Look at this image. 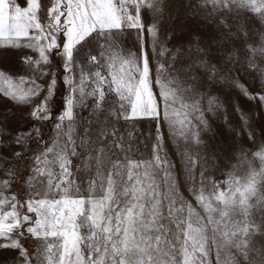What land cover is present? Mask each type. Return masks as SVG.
I'll return each mask as SVG.
<instances>
[{"label":"snow or ice","instance_id":"snow-or-ice-1","mask_svg":"<svg viewBox=\"0 0 264 264\" xmlns=\"http://www.w3.org/2000/svg\"><path fill=\"white\" fill-rule=\"evenodd\" d=\"M0 49V264H264V0H0Z\"/></svg>","mask_w":264,"mask_h":264},{"label":"rangeland","instance_id":"rangeland-1","mask_svg":"<svg viewBox=\"0 0 264 264\" xmlns=\"http://www.w3.org/2000/svg\"><path fill=\"white\" fill-rule=\"evenodd\" d=\"M45 3H47V0H44ZM20 3H23V0H20ZM190 31H201L204 32L205 36L207 35V31L200 26H197L195 24L191 25L190 28L188 29ZM187 34V33H186ZM124 45L127 49L135 51L139 47V43L136 39V34L135 32H129L126 35V39L124 40ZM149 51H151L149 49ZM23 52H27V50H21V51H13L9 49H0V69H6L8 70L12 75L17 76V75H27L29 73V69L24 66V64L20 60V56L22 55ZM29 55H33V53L28 52ZM62 61L60 60L59 56H53L52 58V63L48 65V68L50 71H56L58 76L60 75L61 69L58 67L59 64H61ZM50 78V77H49ZM62 79V77H61ZM43 83V81H42ZM59 85L61 86V92H60V98L57 95L56 100H60L58 103L55 101V109L59 111L62 107L63 104V96L66 94V88L63 87L58 80L57 83V89L56 93L59 91ZM222 98L228 97L229 99L227 100V103L229 105V116L235 121V116L236 114L231 111V107L237 103V98L234 93L230 92L228 88L223 89V93H221ZM240 106L245 108L246 110L251 107L252 105L249 104V102L240 100L239 101ZM9 103L6 99L3 98L2 95H0V112H3L7 107H9ZM27 112L26 108H18L16 109V115L14 117L9 118L8 121V127L11 128L13 131L17 129V127L23 122L24 116L23 114ZM53 122H48L42 125L43 128V134L44 137L47 138L50 135V129L53 126ZM261 124H264V119H259L257 120V135L259 136V127ZM139 126L143 130L144 134L147 135L148 131L152 129L153 127V122L149 120H142L139 121ZM226 138V137H225ZM31 146L33 148V151L38 150V143L35 137H33L32 141L30 142ZM169 151H172L171 145H169ZM258 163V162H257ZM16 171L18 175H24L25 174V161L21 159L17 164H16ZM223 173L222 172H216L215 177L219 178L221 177ZM12 191L16 192H21L22 193V182H18L17 185L13 186ZM21 199H23V195H21ZM28 247L30 249H34L37 241L29 238L26 241Z\"/></svg>","mask_w":264,"mask_h":264},{"label":"trees","instance_id":"trees-1","mask_svg":"<svg viewBox=\"0 0 264 264\" xmlns=\"http://www.w3.org/2000/svg\"><path fill=\"white\" fill-rule=\"evenodd\" d=\"M61 86L59 85V91L56 93L58 96H59V98H60V92H61ZM57 95H56V97H55V101L58 103L60 100H56L57 99Z\"/></svg>","mask_w":264,"mask_h":264}]
</instances>
